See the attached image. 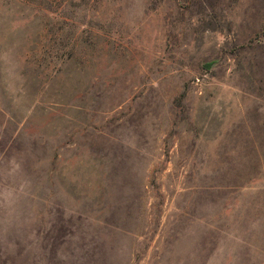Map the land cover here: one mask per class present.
<instances>
[{
  "label": "rangeland",
  "instance_id": "374dc122",
  "mask_svg": "<svg viewBox=\"0 0 264 264\" xmlns=\"http://www.w3.org/2000/svg\"><path fill=\"white\" fill-rule=\"evenodd\" d=\"M0 264H264V0H0Z\"/></svg>",
  "mask_w": 264,
  "mask_h": 264
}]
</instances>
